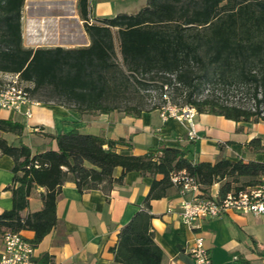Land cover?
Segmentation results:
<instances>
[{"label": "trees", "instance_id": "trees-1", "mask_svg": "<svg viewBox=\"0 0 264 264\" xmlns=\"http://www.w3.org/2000/svg\"><path fill=\"white\" fill-rule=\"evenodd\" d=\"M28 0H0V73L18 74L30 95L83 114L113 111L138 118L147 107L143 94L173 90L182 98L171 104L235 122L264 123V0H146L136 13L90 20V0H76L89 39L86 45L30 48L23 45L22 11ZM232 94L228 100L226 96ZM165 103V102H164ZM24 125L0 119V132L13 133L18 144L0 136V153L13 160L12 205L0 214L5 232H34L36 247L57 224L56 202L66 182L80 193L100 190L109 196L125 175L137 171L151 178L142 208L124 224L112 249L121 264H162L154 240L151 201L175 188L171 177L184 170L196 178L204 197L217 184V198L255 186L264 176V144L252 138L246 147L260 160L222 157L193 162L184 147L159 142L141 155L118 152L124 138L80 133L73 128L55 136V147L33 151L21 141ZM121 172L115 176L114 171ZM157 175L161 178L157 179ZM41 187V209L24 213L29 197ZM264 255V252H262ZM44 253L35 264H49Z\"/></svg>", "mask_w": 264, "mask_h": 264}, {"label": "crops", "instance_id": "crops-1", "mask_svg": "<svg viewBox=\"0 0 264 264\" xmlns=\"http://www.w3.org/2000/svg\"><path fill=\"white\" fill-rule=\"evenodd\" d=\"M28 0L22 11V40L25 47L65 48L86 45L89 39L83 21L77 12L76 0ZM146 0H90V20L129 13ZM54 3L56 8L49 9ZM141 8V7H140ZM0 119L21 122L24 125L21 141L34 152L55 147L51 136L77 128L80 133L102 135L111 139L124 138L127 146H117L118 152L141 155L153 151L159 142L184 147L193 162L214 163L222 157L260 160L246 147L252 138L264 144V123L235 122L223 116L195 113L193 129L197 137L188 138L191 126L173 117L162 119L160 109L142 112L134 118L122 112L83 114L59 104L34 105L29 118L11 110L0 109ZM9 144L17 145L13 133L0 132ZM13 160L0 153V214L11 208ZM121 169H115L118 176ZM157 179L161 175H157ZM151 178L137 171L125 175L121 185H115L108 197L100 190L80 193L73 182H66L57 197V224L35 247L36 258L44 253L52 260L49 264H121L114 259L120 228L142 208L149 191ZM218 190V185L212 187ZM44 189L35 188L24 213L42 207ZM177 187L161 199L151 201L154 240L163 251L162 264H195L189 248L200 240L207 248L213 264H264V214L227 212L220 216L197 220L195 227L184 223L179 215L183 198ZM171 208L169 212L168 209ZM31 240L34 232L22 230ZM1 249V238H0Z\"/></svg>", "mask_w": 264, "mask_h": 264}, {"label": "built area", "instance_id": "built-area-1", "mask_svg": "<svg viewBox=\"0 0 264 264\" xmlns=\"http://www.w3.org/2000/svg\"><path fill=\"white\" fill-rule=\"evenodd\" d=\"M164 99L165 103L160 108L161 118L173 117L180 122H188L191 126L188 138L195 139L197 135L192 125L196 110L187 105L175 106L166 95ZM39 104L41 102L30 95L18 74L0 73V109L11 110L29 118L32 107ZM171 180L183 197L188 196L181 200L178 215L191 228L195 227L197 220L214 218L227 212L264 214V176L255 186L229 192L222 199L217 198V191L212 192L208 198L204 197L196 178L184 170L174 173ZM0 238V264H35V246L21 232H5ZM189 252L195 264H213L207 248L200 240L189 248Z\"/></svg>", "mask_w": 264, "mask_h": 264}, {"label": "rangeland", "instance_id": "rangeland-1", "mask_svg": "<svg viewBox=\"0 0 264 264\" xmlns=\"http://www.w3.org/2000/svg\"><path fill=\"white\" fill-rule=\"evenodd\" d=\"M26 3H27V1H26ZM26 3H25V5H26ZM71 4H72V0L68 1L66 3L67 7H65V8H67V9L71 8ZM144 5H145V2L143 4H141V6H139L138 8H134V10H131L132 12H130V13H136L140 9V7H143ZM48 6H49V9H54V8H56L57 5H55L54 3H50ZM143 94H148L145 97L146 104L148 105L147 107H150L154 104L162 106L165 102L164 96H162L160 98L159 90H157V89L150 88L148 91L144 92ZM167 95H168V97H170L169 99L173 104H175V103L179 104L182 101V98L179 96H176L172 89L167 92ZM226 98L228 100H230L233 98V95L228 94V96H226Z\"/></svg>", "mask_w": 264, "mask_h": 264}]
</instances>
